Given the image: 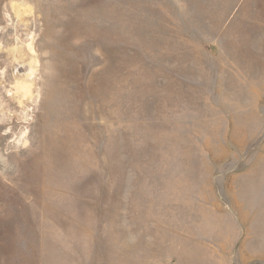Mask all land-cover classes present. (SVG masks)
I'll use <instances>...</instances> for the list:
<instances>
[{
	"label": "rangeland",
	"instance_id": "obj_1",
	"mask_svg": "<svg viewBox=\"0 0 264 264\" xmlns=\"http://www.w3.org/2000/svg\"><path fill=\"white\" fill-rule=\"evenodd\" d=\"M0 264H264V0H0Z\"/></svg>",
	"mask_w": 264,
	"mask_h": 264
}]
</instances>
